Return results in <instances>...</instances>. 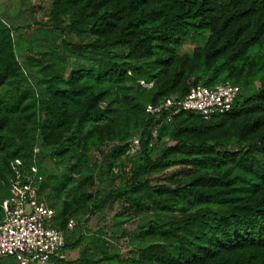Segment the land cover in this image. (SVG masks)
Segmentation results:
<instances>
[{"label": "trees", "instance_id": "trees-1", "mask_svg": "<svg viewBox=\"0 0 264 264\" xmlns=\"http://www.w3.org/2000/svg\"><path fill=\"white\" fill-rule=\"evenodd\" d=\"M58 1L76 9L65 30L96 39L63 41V58L36 64L38 79L0 19V217L19 160L43 178L40 199L55 211L65 251L80 253L54 264H264V0ZM188 39L193 53L180 54ZM22 81L26 90L7 98ZM225 83L240 92L224 115L147 113L197 85ZM110 158L127 164L101 197ZM176 166L182 171L152 178ZM117 203V233L147 244L130 257L106 255L113 236L88 228ZM135 220V230L123 229Z\"/></svg>", "mask_w": 264, "mask_h": 264}, {"label": "built area", "instance_id": "built-area-1", "mask_svg": "<svg viewBox=\"0 0 264 264\" xmlns=\"http://www.w3.org/2000/svg\"><path fill=\"white\" fill-rule=\"evenodd\" d=\"M140 85L147 89L153 87V83L144 81ZM239 92L240 87L231 83L213 88L197 85L183 98L169 97L158 105H149L147 113L155 116L190 111L211 119L231 111ZM130 144V154L134 155L139 149V136H134ZM37 153L39 150L35 149ZM21 167L19 160L12 164L15 178L10 182L9 198L2 204L0 259L12 257L15 264H54L56 260H66V234L55 227V211L40 199L39 185L43 178L37 167L31 171ZM75 225L71 220L67 228L72 230Z\"/></svg>", "mask_w": 264, "mask_h": 264}, {"label": "rangeland", "instance_id": "rangeland-1", "mask_svg": "<svg viewBox=\"0 0 264 264\" xmlns=\"http://www.w3.org/2000/svg\"><path fill=\"white\" fill-rule=\"evenodd\" d=\"M75 10L73 5L64 4L58 0H0V19L9 25L13 31L12 39L18 51V60L36 79H38L36 65L38 62L41 65H47L52 63L53 59L63 58V41L69 44H91L95 41V36L72 34L65 30L71 14ZM193 50L194 45L191 39H188L178 52L180 54H192ZM12 89L11 95L5 93L7 98L16 93H22L26 87L22 81L19 87L15 86ZM154 146L158 147V142L154 143ZM109 163L112 165L110 166ZM126 164L124 160L112 163L110 158L101 169L98 185L101 197L119 186L121 175L119 172ZM182 169L176 166L157 176H152V178L154 181L158 178L163 180L179 173ZM120 209V205L117 203L100 211L89 222L88 228L93 233L102 228L111 233L113 237L108 236L105 239L104 250L106 255L118 254L122 257H130L133 252L147 244L134 241L131 237H120L114 227L115 216ZM136 226L137 221L135 220L126 224L123 229L132 231L135 230ZM74 230L69 236V243H74L81 234L79 228ZM155 240L152 239V241ZM67 253L69 261H75L80 257L78 250Z\"/></svg>", "mask_w": 264, "mask_h": 264}]
</instances>
